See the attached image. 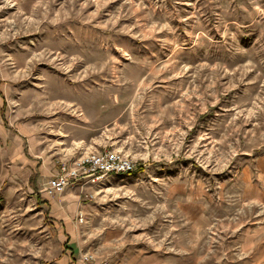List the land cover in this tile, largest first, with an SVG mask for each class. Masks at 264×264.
<instances>
[{
  "label": "rangeland",
  "instance_id": "rangeland-1",
  "mask_svg": "<svg viewBox=\"0 0 264 264\" xmlns=\"http://www.w3.org/2000/svg\"><path fill=\"white\" fill-rule=\"evenodd\" d=\"M0 86V264H264V0H0Z\"/></svg>",
  "mask_w": 264,
  "mask_h": 264
},
{
  "label": "built area",
  "instance_id": "built-area-1",
  "mask_svg": "<svg viewBox=\"0 0 264 264\" xmlns=\"http://www.w3.org/2000/svg\"><path fill=\"white\" fill-rule=\"evenodd\" d=\"M135 163L123 153L112 150H93L81 154L71 164L62 163L58 172L50 176L44 190L48 194L61 193L68 187L83 183H98L108 174L128 173ZM85 258H92L87 253Z\"/></svg>",
  "mask_w": 264,
  "mask_h": 264
},
{
  "label": "crops",
  "instance_id": "crops-1",
  "mask_svg": "<svg viewBox=\"0 0 264 264\" xmlns=\"http://www.w3.org/2000/svg\"><path fill=\"white\" fill-rule=\"evenodd\" d=\"M3 90H5V87H1L0 86V116H1V119H4L5 118L4 111H3V115H1V108L3 106H4L3 108H5V106H6L5 100L2 99ZM16 128H17L16 130L18 131V133H20L21 136H25L26 134L29 133L28 130L25 127H23V126H21V127H18L17 126ZM1 130H2V128H1ZM5 134L6 133H4L2 131L0 137L2 138V141H4V142L7 143L6 144L7 145L6 148L9 150L10 154L12 156H16L17 159L23 164L24 167H26L28 165L36 166V164L38 163L37 162V159L36 160L35 159H32L31 161H29L25 157H22V156H19L18 157V154L21 152L20 151V143H19V140L18 139H13V140L10 141L9 140V137H5ZM29 145H30L32 151L35 150L37 148L36 139L35 138H30ZM42 161H43V163H42L43 164L42 165V167H43L42 170L43 171H46L48 169V166H47L48 165V161H46V159H44ZM76 264H84V263L80 262V263H76Z\"/></svg>",
  "mask_w": 264,
  "mask_h": 264
},
{
  "label": "trees",
  "instance_id": "trees-1",
  "mask_svg": "<svg viewBox=\"0 0 264 264\" xmlns=\"http://www.w3.org/2000/svg\"><path fill=\"white\" fill-rule=\"evenodd\" d=\"M3 107H4V106H3ZM3 107L1 108V115H3V111H4V110H3V109H4Z\"/></svg>",
  "mask_w": 264,
  "mask_h": 264
},
{
  "label": "bare ground",
  "instance_id": "bare-ground-1",
  "mask_svg": "<svg viewBox=\"0 0 264 264\" xmlns=\"http://www.w3.org/2000/svg\"><path fill=\"white\" fill-rule=\"evenodd\" d=\"M52 92V91H51Z\"/></svg>",
  "mask_w": 264,
  "mask_h": 264
}]
</instances>
